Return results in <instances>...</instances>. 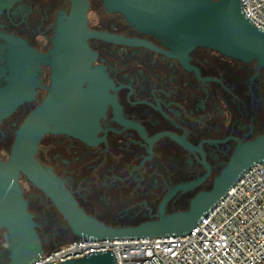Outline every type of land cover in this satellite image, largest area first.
<instances>
[{"label":"flooded vegetation","instance_id":"1","mask_svg":"<svg viewBox=\"0 0 264 264\" xmlns=\"http://www.w3.org/2000/svg\"><path fill=\"white\" fill-rule=\"evenodd\" d=\"M88 5L89 51L75 75L91 112L82 129L61 114L60 131L43 136L35 159L70 201L112 228L185 212L239 141L264 131V70L209 48L177 55L103 0ZM71 9V0H16L0 13V102H21L0 118L3 163L58 82L53 51ZM74 126L78 134L66 131ZM18 183L44 251L77 239L41 189L23 173ZM10 237L0 230V264H9Z\"/></svg>","mask_w":264,"mask_h":264},{"label":"water","instance_id":"2","mask_svg":"<svg viewBox=\"0 0 264 264\" xmlns=\"http://www.w3.org/2000/svg\"><path fill=\"white\" fill-rule=\"evenodd\" d=\"M16 0H0V13ZM110 12H120L140 31L156 36L177 55L186 56L198 47L209 48L264 70V30L245 15L241 0H103ZM72 9L53 51L58 74L45 102L33 111L17 132L10 159L0 160V230L10 232L9 264H33L44 252L33 214L22 199L20 173L41 189L58 207L77 239L90 241L120 238L185 236L191 233L214 206L254 164L264 161V131L255 139L239 141L229 162L209 191L198 193L185 212L164 216L136 227L116 229L85 214L70 201L54 178L35 159L40 140L59 132L57 119L79 120L80 128L89 117V97L77 82L89 49L88 0H71ZM82 79V78H80ZM21 102H0V118ZM66 131L78 134L76 127ZM193 184L192 186L196 185ZM59 264H117L111 251L90 252L84 258Z\"/></svg>","mask_w":264,"mask_h":264},{"label":"built area","instance_id":"3","mask_svg":"<svg viewBox=\"0 0 264 264\" xmlns=\"http://www.w3.org/2000/svg\"><path fill=\"white\" fill-rule=\"evenodd\" d=\"M246 17L264 30V0H241ZM111 251L117 264H264V161L245 171L185 236L75 239L44 251L33 264H59Z\"/></svg>","mask_w":264,"mask_h":264}]
</instances>
